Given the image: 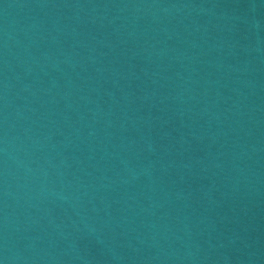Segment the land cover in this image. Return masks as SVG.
I'll return each instance as SVG.
<instances>
[{"label": "water", "instance_id": "water-1", "mask_svg": "<svg viewBox=\"0 0 264 264\" xmlns=\"http://www.w3.org/2000/svg\"><path fill=\"white\" fill-rule=\"evenodd\" d=\"M0 167L141 264H264V0H0Z\"/></svg>", "mask_w": 264, "mask_h": 264}]
</instances>
